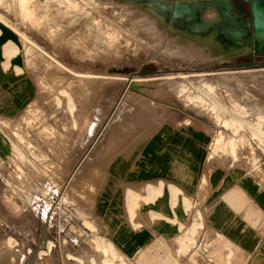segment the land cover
Listing matches in <instances>:
<instances>
[{
	"label": "rangeland",
	"instance_id": "1",
	"mask_svg": "<svg viewBox=\"0 0 264 264\" xmlns=\"http://www.w3.org/2000/svg\"><path fill=\"white\" fill-rule=\"evenodd\" d=\"M67 2L0 0L45 63L36 70L44 102L0 121V264H129L101 239L90 214L75 223L76 198L66 196L76 190L77 141L86 157L126 99L157 94L160 106L194 111L211 127L217 160L247 172L264 168V60L239 66L259 42L236 48L211 28L195 30L187 16L163 18L148 0ZM209 18L205 12L196 22ZM60 51L85 66L67 65ZM62 202L67 210L50 224Z\"/></svg>",
	"mask_w": 264,
	"mask_h": 264
},
{
	"label": "crops",
	"instance_id": "2",
	"mask_svg": "<svg viewBox=\"0 0 264 264\" xmlns=\"http://www.w3.org/2000/svg\"><path fill=\"white\" fill-rule=\"evenodd\" d=\"M37 66H45L41 49L0 16V121L44 102ZM156 95L118 105L106 139L86 157L77 141L76 190L66 191L76 198L75 223L90 214L129 264H264V168L247 172L217 160L202 116L160 106ZM66 208L59 203L50 224Z\"/></svg>",
	"mask_w": 264,
	"mask_h": 264
},
{
	"label": "water",
	"instance_id": "3",
	"mask_svg": "<svg viewBox=\"0 0 264 264\" xmlns=\"http://www.w3.org/2000/svg\"><path fill=\"white\" fill-rule=\"evenodd\" d=\"M142 1V0H133ZM153 2L154 9L163 18L171 22L176 19L189 17L191 26L205 24L197 23L200 14L211 10L217 17L205 24L211 28L223 40H228L236 48H243L247 42L257 45L250 49L255 54H261L264 50V0H239L236 5L234 0H148ZM234 12H237L236 14ZM248 14V17H245ZM0 16L8 22L13 21L9 11L0 7ZM206 29V31H207ZM27 34L30 31L26 30ZM239 42H236V41ZM236 42V43H233ZM228 43V42H227ZM229 44V43H228ZM253 63L245 66H251Z\"/></svg>",
	"mask_w": 264,
	"mask_h": 264
},
{
	"label": "flooded vegetation",
	"instance_id": "4",
	"mask_svg": "<svg viewBox=\"0 0 264 264\" xmlns=\"http://www.w3.org/2000/svg\"><path fill=\"white\" fill-rule=\"evenodd\" d=\"M234 3L237 5L239 3V0H234ZM234 13L236 14L237 12H234ZM245 17H248V14ZM225 42H228L230 44V42L228 40H226ZM236 42H239V41L237 40ZM236 42H233V43H236ZM248 52L250 54H252L253 57H250V61L249 62H247V63H241V64H239V66L249 65L251 63L255 64V61L253 60L254 57L262 58L264 60V50H263V52L261 54H255L251 50H248ZM59 59L61 61H64V63H66L67 65H70V66H72V67H74L76 69H79L80 67L85 66V64H83V63L82 64H78V62L73 61L70 58H68L67 55H66V52H64V51H60V53H59ZM93 66H96L97 68H99V65L98 64H96V65L93 64Z\"/></svg>",
	"mask_w": 264,
	"mask_h": 264
},
{
	"label": "bare ground",
	"instance_id": "5",
	"mask_svg": "<svg viewBox=\"0 0 264 264\" xmlns=\"http://www.w3.org/2000/svg\"><path fill=\"white\" fill-rule=\"evenodd\" d=\"M22 1H23V0H22ZM26 1H27V0H26ZM31 2H32V1H31ZM66 2H67V0H66ZM67 3H68V2H67ZM21 4H22V3H21ZM69 5H70V4H69ZM74 5H76V4H74ZM74 5H73V6H74ZM83 7H84V6H82V8H83ZM86 11H87V10H86ZM150 12H151V11H150ZM156 13H157V12H156ZM206 14H208V16H210V18H209L210 20H211V19L215 20V13H214L213 11L208 10V11H206ZM153 15H154V14H153ZM79 16H80V15H79ZM151 16H152V14H151ZM155 16H156V15H155ZM204 18H205V15H204ZM89 20H90V19H89ZM213 20H212V21H213ZM207 21H209V20H206V22H207ZM199 26H200V25H198V26H194L195 30L206 32V29H207L206 25H204V27L201 26L200 28H197V27H199ZM96 27H97V26H96ZM104 30H105V29H104ZM106 30H107V29H106ZM108 30H109V29H108ZM111 30H112V29H111ZM109 31H110V30H109ZM103 32H104V31H103ZM105 32H106V31H105ZM105 32H104V34H105L106 38L109 39V38H108L109 36L107 37V33H105ZM109 35H110V33H109ZM107 41H108V40H107ZM111 43H112V42H111ZM108 45H109V43H108ZM112 45H113V44H112ZM259 124H260V123H259Z\"/></svg>",
	"mask_w": 264,
	"mask_h": 264
}]
</instances>
